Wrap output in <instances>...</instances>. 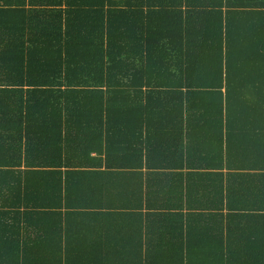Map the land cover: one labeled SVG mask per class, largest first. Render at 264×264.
<instances>
[{"label": "trees", "instance_id": "trees-1", "mask_svg": "<svg viewBox=\"0 0 264 264\" xmlns=\"http://www.w3.org/2000/svg\"><path fill=\"white\" fill-rule=\"evenodd\" d=\"M0 264H264V0H0Z\"/></svg>", "mask_w": 264, "mask_h": 264}]
</instances>
